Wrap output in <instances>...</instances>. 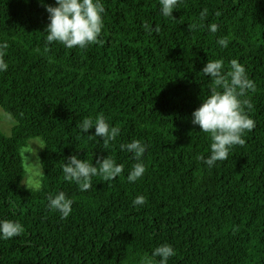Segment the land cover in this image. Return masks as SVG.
<instances>
[{"label":"trees","instance_id":"16d2710c","mask_svg":"<svg viewBox=\"0 0 264 264\" xmlns=\"http://www.w3.org/2000/svg\"><path fill=\"white\" fill-rule=\"evenodd\" d=\"M102 2L100 43L46 50L39 0H0L9 65L0 106L16 121L10 136L0 128V218L24 227L0 239V264H137L163 243L175 250L168 264H264V0H181L173 17L160 14L159 0ZM220 58L226 73L236 59L254 81L244 98L255 127L209 168L199 157L210 137L191 114L215 86L203 66ZM100 115L119 128L107 145L79 133L82 119ZM32 138L44 142L38 190L22 185L21 152ZM133 139L146 145V171L130 183L137 161L120 144ZM71 155L94 166L108 155L124 171L80 191L63 178ZM59 191L74 201L66 218L48 207ZM137 196L145 203L134 205Z\"/></svg>","mask_w":264,"mask_h":264},{"label":"clouds","instance_id":"9594fccd","mask_svg":"<svg viewBox=\"0 0 264 264\" xmlns=\"http://www.w3.org/2000/svg\"><path fill=\"white\" fill-rule=\"evenodd\" d=\"M39 3L47 12L48 23L42 32L45 33L46 50L53 42L68 49L73 47L84 49L89 45L100 43L99 37L104 27L103 15L106 12L102 0H55L54 5L39 0ZM180 3L181 0H159L160 14L164 17H173V11ZM206 14L207 9H204L200 13L201 18ZM208 29L215 33L218 25L209 24ZM217 44L227 48L228 40L221 37L217 40ZM7 47V42H0V72L7 71L9 67L4 59V50ZM230 68L231 70L226 73L222 58L207 61L201 72L205 77L210 78L215 86L209 89V94L191 114V124L199 127L198 132L210 137L209 154L206 157H199L209 168L217 161L226 160L232 147L244 145L245 133L255 127L254 120L248 114V109L251 108L250 101L244 98L249 90L255 89V83L249 78L245 66L238 60H231ZM0 119L8 124L14 123L13 117L8 113L0 114ZM78 128L81 135L89 139L100 138L105 145L115 140L119 134V128L112 126L103 115L97 116L94 121L91 118L82 119ZM93 128L94 134L85 135ZM32 145L43 149L39 144ZM32 145L30 154L36 157L35 162H30L29 157H25L34 173L43 176L44 165ZM120 149L130 153L137 161L126 177L128 182L134 183L146 171L142 161L146 145L140 140L133 139L126 144H120ZM66 160L67 163L64 162L61 166L63 178L65 181L74 182L80 191H87L93 186V177L101 176L104 180H112L124 171V165L117 163L108 155L98 159L95 166L87 159L81 160L76 155L66 157ZM47 199L50 209L59 212L63 218L70 215L74 201L65 192L49 194ZM144 203V196H137L133 201L134 205ZM23 231L24 227L19 221L0 218V239L14 238ZM174 255V248L170 244L163 243L154 247L150 253L141 255L137 264H168L169 259Z\"/></svg>","mask_w":264,"mask_h":264},{"label":"rangeland","instance_id":"374dc122","mask_svg":"<svg viewBox=\"0 0 264 264\" xmlns=\"http://www.w3.org/2000/svg\"><path fill=\"white\" fill-rule=\"evenodd\" d=\"M3 113H7V112H5L0 106V114H3ZM15 125H16L15 119H14V123H12V124H8L5 121H3L2 119H0V128L8 136L11 135L12 130H13ZM34 143L39 144L44 149V142L41 138L30 139L28 141V144L26 145V147H24L22 149L21 153H22V157H23V161H24V168L26 171V175H25V178L22 182V185L26 188H29V189L38 190L39 188H41L43 176H39V175L34 173L32 167L29 166V161L25 157V156L29 157L30 162H35L36 157L32 156L30 154V152H31L30 146ZM32 147L34 149H36L38 156L40 158V161H41V153L43 152V149L38 148V146H36V145H32ZM42 171H43V175H44V170L42 169Z\"/></svg>","mask_w":264,"mask_h":264}]
</instances>
